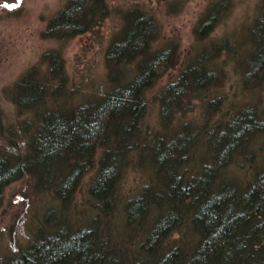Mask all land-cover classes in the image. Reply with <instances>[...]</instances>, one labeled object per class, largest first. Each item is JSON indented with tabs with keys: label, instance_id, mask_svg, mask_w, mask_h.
<instances>
[{
	"label": "trees",
	"instance_id": "trees-1",
	"mask_svg": "<svg viewBox=\"0 0 264 264\" xmlns=\"http://www.w3.org/2000/svg\"><path fill=\"white\" fill-rule=\"evenodd\" d=\"M104 6V0H71L49 21V35L86 31L103 17ZM260 9L251 35L257 52H252L248 62L235 65L240 67L244 88L259 86L264 78V0ZM151 21L149 14L129 15L121 35L107 49L113 66L115 61L116 66L124 65L136 57L138 62L134 76L121 84L116 81L118 86L102 97L67 108L51 105L61 97L64 85L62 63L56 54L45 56V71L31 67L15 82L17 109L31 113L32 118L23 121V134L28 137L25 151L8 139L10 155L0 153V203L4 188L28 175L38 186L49 189L60 204L67 205L97 148L102 151L89 185L95 215L82 226L71 228L61 223L47 233L39 229L25 247L0 254V264H264V163L245 184L222 177L234 156H250L248 142L263 129L264 120H259L252 105L228 111L213 124L205 117L195 130L187 123L180 129L172 127L166 142L158 136L151 154L143 157L155 181L124 203L125 224L139 237L135 249H116L100 232L101 214H107L116 202L113 197L125 166L123 159L136 148L129 144L139 137L144 91L173 56L165 49H150ZM197 58L160 95L165 127L183 99L198 95L202 88L206 89L198 96L202 115L216 113V105L223 101L220 96L207 99L208 89L217 84L215 68L208 66L220 60V49L210 58L205 52ZM223 65L220 61L218 69ZM33 118L38 123L32 127ZM200 137L207 153L193 169L190 163L195 161Z\"/></svg>",
	"mask_w": 264,
	"mask_h": 264
},
{
	"label": "rangeland",
	"instance_id": "rangeland-1",
	"mask_svg": "<svg viewBox=\"0 0 264 264\" xmlns=\"http://www.w3.org/2000/svg\"><path fill=\"white\" fill-rule=\"evenodd\" d=\"M70 1L0 0V153L10 155L8 139L13 140L22 153L25 151L28 137L23 134V121L32 118V114L20 113L14 102L13 86L21 76L31 67L45 71V56L56 54L62 63L64 85L61 97L51 105L63 108L102 97L112 86H118L116 81L121 84L134 76L138 62L136 57L124 65L116 66L115 61L113 66V61H108L107 49L121 35L129 15L149 14L153 22L150 49H165L173 56L169 66L159 70L144 91L145 109L138 126L139 137L129 144L135 145L136 150L130 149L125 155V166L113 197L116 202L113 201L107 214H101L98 220L100 232L108 237L111 246L134 250L139 237L125 224L124 203L148 182L155 181L156 176L147 168L143 157L151 154L158 136L166 142L172 127L180 129L187 123L195 130L202 120L207 118V122L213 124L228 111L233 112L243 105H252L259 120H264V78L259 86L244 88L240 67L235 66L248 62L252 52H257L251 35L254 21L261 13V0H104V15L93 27L79 34L50 36L49 21ZM218 48L220 60L208 66L215 68L212 69L216 71L217 84L208 89L207 97L223 98L216 105L217 112L202 115L203 104L198 97L206 90L202 88L197 91L198 95L184 98L180 108L176 107L168 118L171 119L168 126H163L160 95L165 86L175 81L181 70L201 53L205 52L210 58ZM220 61L224 65L218 69ZM32 122L33 127L38 120ZM32 127L30 124V129ZM197 141L201 144L194 152L195 161L190 163L193 169L199 167L195 162L204 159V152L207 153L203 138ZM248 143L250 156L248 153L244 155L249 157L234 156L222 173L224 179L245 184L264 163V126ZM101 151L97 148L90 167L80 174L79 184L67 205L60 204L49 189L38 186L28 175L4 188L0 203V254L25 247L39 229L47 233L61 223L70 224L71 228L82 226L95 215L96 204L90 198L89 185L97 173Z\"/></svg>",
	"mask_w": 264,
	"mask_h": 264
}]
</instances>
